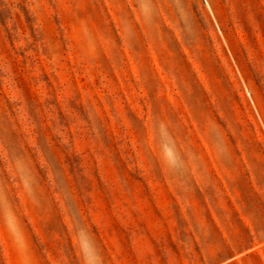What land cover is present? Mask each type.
<instances>
[{"label":"rangeland","instance_id":"1","mask_svg":"<svg viewBox=\"0 0 264 264\" xmlns=\"http://www.w3.org/2000/svg\"><path fill=\"white\" fill-rule=\"evenodd\" d=\"M0 264H264V0H0Z\"/></svg>","mask_w":264,"mask_h":264}]
</instances>
